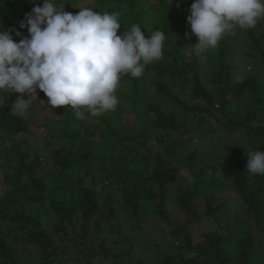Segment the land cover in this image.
Here are the masks:
<instances>
[{"label":"trees","instance_id":"1","mask_svg":"<svg viewBox=\"0 0 264 264\" xmlns=\"http://www.w3.org/2000/svg\"><path fill=\"white\" fill-rule=\"evenodd\" d=\"M81 1L92 8L89 3L99 0H57L54 4H65L64 11L68 8L76 14ZM101 1L107 10L129 8L119 22L121 36L133 25L149 28L142 21L149 18L148 10L156 14L153 27L144 35L147 38L162 30L167 36L163 54L146 65L139 77L121 75L119 83L128 82L130 87L119 93L114 117L100 114L94 126L99 130L101 152L92 141L96 133L92 127L85 126L89 136L83 134L72 109L62 107L57 108L63 116L60 127L45 124V128L63 143L50 150L51 163H43L45 158L39 153L21 150L26 141L15 140L29 124L24 114L12 110L18 93L0 106V161L4 159L0 166L4 171L0 264H33L30 259L37 254L39 261L34 264H263L264 244L255 233L264 230V175L250 174L241 163L203 159L198 141L207 136L208 128L231 134L243 128L257 142L258 151H264V107L256 108L264 106L260 77L246 73L245 64L234 57V42L227 37L232 32L215 48L186 54L183 46L191 38L198 42L183 11L190 9L192 0ZM34 6L42 7L43 0L35 4L0 0V18L6 15L19 25ZM235 30L248 45L247 64L264 68V16L254 28L237 26ZM203 67L210 69L205 81ZM150 78L155 93L146 95ZM194 100L198 102L191 104ZM126 110L133 120L130 115L125 124L120 123ZM180 110L185 116L193 114V121L179 114ZM208 117L216 119V127ZM6 140L13 143L11 149L3 145ZM187 169L191 179L180 175ZM226 182L235 188L238 203L230 207L224 199L215 208L213 202ZM181 183L186 187L178 191ZM170 192L193 223L209 217L218 225L201 233L197 243L187 227L176 226L174 242L166 245L167 254L157 256L160 245L147 244L154 257L145 262L142 257L148 252L141 253L146 247H139L143 222L157 215L169 223L165 204ZM226 206L221 221L215 212L222 214Z\"/></svg>","mask_w":264,"mask_h":264},{"label":"clouds","instance_id":"2","mask_svg":"<svg viewBox=\"0 0 264 264\" xmlns=\"http://www.w3.org/2000/svg\"><path fill=\"white\" fill-rule=\"evenodd\" d=\"M64 5L43 0L42 7L34 6L19 22L27 37L0 25V106L6 101L4 93L21 94L12 110L23 115L39 89L52 109L71 108L78 120L85 113L98 116L116 107L121 75L139 77L146 65L161 58L167 37L162 30L145 38L141 27L133 25L121 36L118 13L82 7L72 14ZM189 11L187 23L198 38L191 48L200 54L215 48L237 26L254 28L264 16V0H195ZM246 156L249 173L264 175V151H246Z\"/></svg>","mask_w":264,"mask_h":264},{"label":"rangeland","instance_id":"3","mask_svg":"<svg viewBox=\"0 0 264 264\" xmlns=\"http://www.w3.org/2000/svg\"><path fill=\"white\" fill-rule=\"evenodd\" d=\"M57 0H52V2H56ZM192 2H195V0H192ZM88 3H86L85 1H81L78 6L80 7H90L88 5H86ZM91 4V7L94 11L96 12H108V13H118V21L122 22L124 21L123 15L129 11V8L125 6H122L119 9H116L114 6H112V10H107V7L104 6L103 2L101 0L98 1V4H94V2L89 3ZM149 5V4H147ZM147 9V8H146ZM170 9H175V6L170 7ZM189 9L188 8H183V11L185 12V16L188 17V15H190L187 11ZM80 11V9L78 10V12ZM66 12L75 14L74 12L71 11V9H66ZM77 12V13H78ZM148 15L149 18L144 19L142 22H144L145 24H147L149 26V28L146 29H142L141 31L144 32H149L151 30V28L153 27V22L155 20V16H157L156 14H154L152 11L148 10ZM76 13V14H77ZM147 13V12H146ZM188 13V15H187ZM154 14V15H153ZM185 17V18H187ZM128 22L125 21L124 24H127ZM0 25H2V30L4 31H8L10 28H15L17 31H20L22 33V36L27 37L28 36V31L27 29H20L19 25H15L14 23L12 24V22L9 20L8 16L4 15L0 18ZM151 27V28H150ZM232 34H227V37H229L231 40H233L234 42V46H235V51H234V57H237V61L242 62L245 64L244 68L246 67V73H248L249 75H258L260 77V81L262 83L263 86V91H264V68H261V66L259 67H255L252 64H247V61H249V58L246 56L245 51H247L248 49V45H244L242 43V39L241 37L237 34L235 28L231 31ZM230 32V33H231ZM13 37L14 42H19L20 37H17L15 35V32H11L10 33ZM118 34V33H117ZM146 38V37H145ZM190 42L186 44V46L184 45L183 48L185 49V52L188 56L191 55L192 51H193V44L195 42H197V39H193L191 38V40H189ZM193 41V42H192ZM196 45V44H194ZM202 79L205 81V78L207 75H210V69L203 67V71H202ZM148 87L146 90V95H152L155 93V84L153 82V80L150 78L148 83H147ZM130 87V84H128V82L124 83H119V86L116 89L115 95L117 96V100L120 101L121 98L119 96V93L127 91V89ZM5 97H6V101L5 103H9L12 93L7 92L4 93ZM21 94H17V97L20 96ZM181 97L184 99V96L181 94ZM24 99H28L27 95H24ZM195 102H198L197 100L191 101L190 103L193 104ZM260 107H264V106H257L256 108H260ZM244 108L241 109V115L244 114L243 111ZM114 110H110L107 112H103L106 114L111 115V117H114ZM101 113V114H103ZM179 114L183 115V112L180 110ZM131 115V116H130ZM207 115V114H205ZM132 118L133 120V114L129 111L126 110L124 112V118L123 121H120V123H126L125 121L127 117ZM184 117H186L187 120H191L193 121V114L191 115H183ZM24 118L26 119V121H28V128L27 131L24 133H20L17 134L15 137V140L17 142L19 141H26V143L22 146L21 150L23 151H27V152H36L40 154V157L45 158L43 163H51V159H50V150L53 149V147H59V145H61L63 143V141H60V139H53L52 135L50 132H48L45 128V126L47 125L48 127L51 124H56V126L60 127V121L63 119V116L59 113L57 108H50L48 106V98L45 96V94L41 91H39V89H37V100H33L29 106V108L26 110V112L24 113ZM209 119H211V121L213 122L214 126L216 127L217 125V121L214 117H208ZM222 121H226V119L224 117H221ZM137 119H135L136 121ZM99 122V117L97 116H90L87 113H85V119L84 120H80V124H78L79 128L81 129V131L83 132V134H86L89 136V134L86 133L85 130V126H91L92 127V131L96 132L95 136L92 138V141L95 145L98 146V148L96 149V151L101 152L102 150L101 145L99 143V136L97 135V133L99 132V130L95 129L94 126L96 125V123ZM46 124V125H45ZM54 126V128L56 127ZM207 136L202 139L201 141L198 139L199 141V145L201 146V156L203 157V159L207 160V161H221L222 159H225L227 161H229L232 164H243L246 165L247 164V156H246V151L250 152V151H258V144L256 141L254 140H250L247 132L245 131V129L241 128L239 129L237 132L231 134L229 131L227 130H222V129H207ZM186 138V137H184ZM3 145L5 147H7L8 149H11V147L13 146V143L10 140H6L5 142H3ZM65 145V144H63ZM121 148V146H117L116 147ZM57 149V148H56ZM14 151L11 150L9 152V154H13ZM207 154V156H206ZM4 154V157L5 158ZM42 159V158H41ZM243 159V160H241ZM4 160V159H3ZM2 160V161H3ZM43 160V159H42ZM2 161H0V166L2 165ZM90 165L92 166L93 164L90 163ZM200 164L197 165V168H200ZM194 167L191 168V170L193 171ZM3 172L1 170L0 167V182L3 180L2 175ZM181 176H186L187 178H190V175L188 173V169L185 170V172H181L180 173ZM185 184L181 183L178 186V191H181L183 188L185 189ZM3 189V185L0 184V194L2 192ZM177 191V192H178ZM235 188L229 184V183H222V187L217 195V201L213 202V206L216 208L217 206H219L222 201L224 199H227V206H234L237 205L238 200L237 197H235ZM196 204L198 206L204 207L203 203L201 201H196ZM227 206L224 207L222 209V214L219 213V211L215 212V214L218 216L220 215L221 221L224 220V213L225 210H227ZM165 210L168 212L169 214V223L161 220L157 215H153L150 216L148 219H146L143 222V231L140 233L139 235V239H141V242L139 244V247H146L145 250H141V253L145 254L147 253L145 256H143V261L145 262H149L150 259H152L154 256L153 251L151 252V250H148V248L146 245L147 244H159L160 247L159 250L160 253L157 254V256L159 255H166L167 254V250H166V245L174 242L175 240V234H174V229L176 226H182V227H187L188 230L191 232V234L193 235V237H195V242L197 243L198 240H200V234L203 232H206L208 230H211L215 227H217V223H215L213 220H210L209 217L204 219L201 223H193L190 219V216L185 213L184 211H182L181 209H179L178 205L176 203H174L173 201V192H170L168 195V199L167 202L165 204ZM228 211V210H227ZM252 228L254 229L256 227L255 222L252 221L251 223ZM256 238H258L263 244H264V230L263 231H257L255 233ZM166 242V243H164ZM138 244V243H137ZM144 244V245H143ZM178 245V244H176ZM137 252H139L137 250ZM39 254L33 256L30 260L31 263H37L39 261V259L37 258ZM264 264V262H263Z\"/></svg>","mask_w":264,"mask_h":264}]
</instances>
